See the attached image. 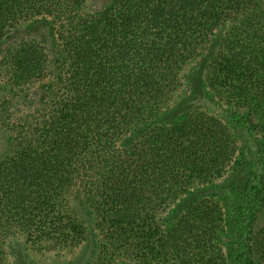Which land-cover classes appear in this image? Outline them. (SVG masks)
Here are the masks:
<instances>
[{
  "label": "trees",
  "instance_id": "16d2710c",
  "mask_svg": "<svg viewBox=\"0 0 264 264\" xmlns=\"http://www.w3.org/2000/svg\"><path fill=\"white\" fill-rule=\"evenodd\" d=\"M41 18L54 50L15 34ZM193 69L264 125V0H0V264L23 236L39 252L96 238L90 264L214 260L218 201L181 203L224 176L237 138L172 108Z\"/></svg>",
  "mask_w": 264,
  "mask_h": 264
},
{
  "label": "rangeland",
  "instance_id": "374dc122",
  "mask_svg": "<svg viewBox=\"0 0 264 264\" xmlns=\"http://www.w3.org/2000/svg\"><path fill=\"white\" fill-rule=\"evenodd\" d=\"M15 34L36 37L51 50L57 47L54 25L47 18L26 23ZM196 73L193 69L187 77L184 89L188 92L181 93L172 108L190 101L224 122L237 138L236 161L227 166L223 177L193 192L181 205L201 195H211L222 208L221 243L212 253L214 260L211 258L207 264H264V204L259 200L264 195V125L254 113L237 112L226 99L214 97L210 91L206 96ZM172 114L166 118L176 116ZM9 145L8 135L0 127V157L9 151ZM88 227L91 231L93 226L89 223ZM92 233L96 235L94 230ZM96 249L97 240L93 238L69 250L39 252L31 250L23 236L11 246L9 259L11 264H90Z\"/></svg>",
  "mask_w": 264,
  "mask_h": 264
}]
</instances>
